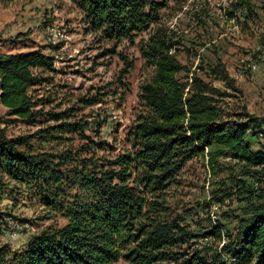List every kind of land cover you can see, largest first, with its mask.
<instances>
[{"label": "trees", "instance_id": "trees-1", "mask_svg": "<svg viewBox=\"0 0 264 264\" xmlns=\"http://www.w3.org/2000/svg\"><path fill=\"white\" fill-rule=\"evenodd\" d=\"M70 1L102 39L134 42L149 34L140 42L144 59L155 69L152 81L141 87L145 112L127 135L131 149L121 154L97 156L107 147L98 140L46 150L45 143L60 146L62 134L89 139L86 125L71 122L69 111L37 109L39 102L29 94L54 71L51 55L41 49L0 53L1 104L30 125L40 117L57 123L18 137L0 127V204L24 193L51 217L67 220L32 237L11 256L0 248V264H264V204L252 203V216L235 229L211 224L200 234L162 217L161 197L185 165L206 151L212 164L232 157L244 168L264 167V152H252L247 140L255 120L226 114L218 97L227 94L201 76L193 75L191 85L181 82L177 76L187 68L170 54L165 38L150 33L162 10L179 0ZM210 72L235 88L222 62L210 66ZM246 170L245 175L252 173ZM247 193L255 198V191ZM199 238L222 242L205 252L183 249Z\"/></svg>", "mask_w": 264, "mask_h": 264}, {"label": "rangeland", "instance_id": "rangeland-1", "mask_svg": "<svg viewBox=\"0 0 264 264\" xmlns=\"http://www.w3.org/2000/svg\"><path fill=\"white\" fill-rule=\"evenodd\" d=\"M150 33L165 38L171 45L170 54L187 68L177 76L181 82L191 85L193 75L201 76L227 94L218 97L226 114L240 116L243 122L248 116L255 120L247 140L252 152H264V0L170 2ZM148 35L144 33L134 42L102 39L70 0L0 2V53L41 49L54 58V71L47 72L45 82L29 91L39 102L37 109L69 111L71 122L86 125L84 134L89 139L67 133L62 134L60 146L45 143L43 148L78 147L98 140L107 147L95 154L106 158L131 149L127 135L145 112L139 97L141 87L155 74L141 53L140 42L148 40ZM218 62L234 80V89L211 74L210 66ZM47 118L40 117L30 125L0 102V127L9 137L32 135L57 124ZM243 164L232 157L212 164L208 151L189 161L161 197L166 207L162 217L178 220L196 234L211 224L235 229L252 216V203L264 204V167L244 168ZM246 169L252 173L245 175ZM247 190L255 191V198ZM66 224L67 220L51 217L24 193L8 196L0 204V248L11 256L43 230ZM221 242L199 238L183 249L205 252ZM116 264L129 263L121 260Z\"/></svg>", "mask_w": 264, "mask_h": 264}]
</instances>
